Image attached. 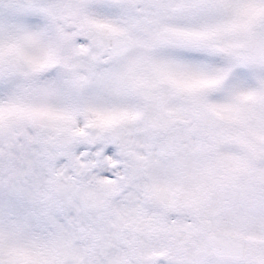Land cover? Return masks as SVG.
<instances>
[{"label": "snow or ice", "instance_id": "6c2138e0", "mask_svg": "<svg viewBox=\"0 0 264 264\" xmlns=\"http://www.w3.org/2000/svg\"><path fill=\"white\" fill-rule=\"evenodd\" d=\"M0 264H264V0H0Z\"/></svg>", "mask_w": 264, "mask_h": 264}]
</instances>
